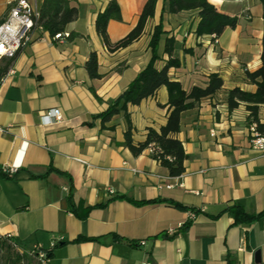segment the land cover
Segmentation results:
<instances>
[{"label": "crops", "instance_id": "0c3cea01", "mask_svg": "<svg viewBox=\"0 0 264 264\" xmlns=\"http://www.w3.org/2000/svg\"><path fill=\"white\" fill-rule=\"evenodd\" d=\"M13 1L0 0V21ZM29 1L38 8L43 2ZM69 1L78 16L64 33L74 37L59 43L47 32L36 33L0 82V237L10 236L26 250L49 251L47 264H264V223L233 225L223 213L233 204L249 215L264 211V153L249 145L245 105L229 111L226 104L229 90L256 89L245 72L261 65V4L207 0L238 18L235 29L216 38L196 35L197 11L169 14L163 0H156L142 36L110 53L95 31L96 16L110 0ZM116 2L121 20L106 26L111 43L135 28L146 0ZM159 24L164 35L157 70L177 60L179 66L167 74L186 92L205 88L211 74L222 80L216 94L180 114L175 137L186 159L179 177L169 176L147 149L133 156L123 145L122 111L105 129L97 118L148 64V43ZM165 38L174 40L170 57L162 53ZM92 52L99 79L84 68ZM167 100L162 87L140 104L127 105L135 144L144 141L147 129L164 126ZM51 109L59 110L62 122L47 125L41 119ZM258 117L264 118V107ZM4 166L15 169L11 177L1 173ZM70 187L75 203L92 207L85 220L69 211ZM120 197L162 202L136 206ZM186 210L197 213L187 225ZM168 227L176 229L174 236L165 234ZM79 237L91 240L75 242Z\"/></svg>", "mask_w": 264, "mask_h": 264}, {"label": "trees", "instance_id": "16d2710c", "mask_svg": "<svg viewBox=\"0 0 264 264\" xmlns=\"http://www.w3.org/2000/svg\"><path fill=\"white\" fill-rule=\"evenodd\" d=\"M262 6V36H261V54L260 67L250 73L245 72L246 79L256 86L253 93L243 91L239 88H233L227 92L226 104L229 111H232L240 104H244L248 112L249 119L257 120L258 110L264 107V0H258ZM166 11L169 14H178L184 11H197L199 22L195 33L200 35H211L219 37L225 29H235L238 23L236 16H228L220 13L207 0H163ZM156 0H146L138 18V23L124 38L115 43H111L107 37L106 26L109 21H120V10L116 0H110L106 8L96 16L95 31L101 38L104 46L110 53L126 48L134 41H137L144 32V27L149 19L154 15ZM78 10L71 6L69 0H43L39 8L38 23L47 32L51 38L54 35L63 33L65 27L76 20ZM164 32L161 25H157L150 36L148 49L150 59L148 64L136 75L134 80L127 88L109 105L108 108L97 116L101 121V128L105 129V124L119 112H123L126 130L124 132L123 145L130 151L133 156L140 155L149 146L153 145L156 149L155 154L151 157L157 160L160 165L167 169L169 176L179 177L184 172L183 163L186 159L182 144L175 135L179 131L180 114L184 111L195 107L198 101L216 94L222 87V80L217 74H211L205 88L192 87L188 92L184 91L181 84L169 79L167 70L170 67H178L177 60L169 59L168 62L160 69L155 68V63L160 60L159 45ZM73 34L68 35L72 39ZM174 50V40L165 38L162 53L171 56ZM17 55V54H16ZM16 57V56H15ZM0 59V80L11 68L14 59ZM84 68L91 79H99L97 54H89ZM164 87L167 91L168 114L166 123L159 130L147 129L143 142L134 143L132 140L133 129L126 112L127 105H138L143 100L152 97L155 93ZM92 95L97 98L94 90ZM128 202L141 206L145 204H154L162 202L161 200L151 201H133L125 197ZM69 211L79 220H85L92 207H85L81 202L75 203L72 196V187L69 188L66 197ZM100 205L99 207H104ZM176 207L182 208L178 204ZM223 213H228L233 218V225L248 226L252 223H264V211L249 215L242 206L233 204L226 207ZM184 226L183 229H186ZM91 239L79 237L75 242L89 241ZM8 239L0 237V264H19L20 256L11 249Z\"/></svg>", "mask_w": 264, "mask_h": 264}, {"label": "built area", "instance_id": "2783aa9c", "mask_svg": "<svg viewBox=\"0 0 264 264\" xmlns=\"http://www.w3.org/2000/svg\"><path fill=\"white\" fill-rule=\"evenodd\" d=\"M39 8L35 3L29 0H14L9 4L8 11L0 21V59H10L16 56L19 50L27 45L36 33H42L44 30L38 23ZM68 38L67 33H59L51 38L53 41L63 43ZM2 79L0 80V82ZM41 119L46 121L47 125H54L62 122V116L58 109H51L41 114ZM0 132L2 130L0 129ZM249 145L251 149L264 153V118L257 117L248 125ZM148 153L152 156L156 149L153 145L148 147ZM157 161V160H156ZM15 172L13 168L2 167L1 173L11 177ZM186 225L193 222L197 213L192 210H186ZM184 224V225H185ZM179 223L176 228H181ZM176 229L168 227L165 234L168 237L174 236ZM13 251L20 256L19 264H47L49 260V251L41 250L37 247L24 249L18 243L12 240L10 236L5 237ZM140 244H144L143 241ZM53 247V245H52Z\"/></svg>", "mask_w": 264, "mask_h": 264}, {"label": "rangeland", "instance_id": "374dc122", "mask_svg": "<svg viewBox=\"0 0 264 264\" xmlns=\"http://www.w3.org/2000/svg\"><path fill=\"white\" fill-rule=\"evenodd\" d=\"M239 6H240V5H237V6H235V5H230L231 8H232V7H233V8H239ZM246 13H247V12H246ZM241 18H243V19H248V15L242 13V14H241ZM254 29L257 30V27L254 26ZM254 34H255V33H254ZM1 65H2V64L0 63V66H1Z\"/></svg>", "mask_w": 264, "mask_h": 264}]
</instances>
